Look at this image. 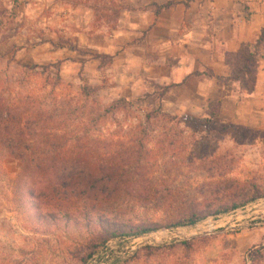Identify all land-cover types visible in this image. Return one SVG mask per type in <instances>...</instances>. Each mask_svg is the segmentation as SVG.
<instances>
[{"label":"rangeland","instance_id":"rangeland-1","mask_svg":"<svg viewBox=\"0 0 264 264\" xmlns=\"http://www.w3.org/2000/svg\"><path fill=\"white\" fill-rule=\"evenodd\" d=\"M65 2L30 0V20L20 24L1 11L0 96L22 119L35 120L22 125L24 154L37 148L46 163L80 159L96 165L97 178L111 164L110 174L123 184L102 182L105 194L91 191L81 199L45 198L38 189L48 174L30 177L22 161L0 158V264H81L100 247L94 238L101 216L131 227L164 226L187 217L188 208L215 212L264 196V127L212 120L214 106L200 117L163 113L171 119L146 121L162 88L156 92L148 81L147 93L135 94L127 85L138 79L140 62L125 70L122 57L103 53L122 0ZM19 27L30 33L12 43ZM44 43L66 49L61 62L48 63L47 53L35 49ZM32 67L34 73L24 72ZM85 87L92 89L88 98ZM116 87L125 89L124 98H116ZM118 100L124 103L104 115ZM58 146L59 154L50 151ZM215 232L143 250L121 264H264V227Z\"/></svg>","mask_w":264,"mask_h":264},{"label":"crops","instance_id":"crops-1","mask_svg":"<svg viewBox=\"0 0 264 264\" xmlns=\"http://www.w3.org/2000/svg\"><path fill=\"white\" fill-rule=\"evenodd\" d=\"M168 2L174 6L156 16L154 6ZM122 4L125 7L103 53L114 60L122 57L125 70L140 62L138 79L127 85L135 94L147 93L149 81L156 92L167 88L160 101L155 92L148 91L152 99L157 98L156 109L160 105L164 114L200 117L216 105L217 117L212 120L247 128L264 127V50L260 51L251 95L240 92L237 83L219 84L196 77L206 70L217 77L229 76L224 55L257 40L264 27V0H122ZM5 9L14 22L30 20V0H0V21L5 20L1 12ZM29 33L27 28H14L11 42L17 43L16 38ZM35 49L47 53L48 63L61 62L60 53L66 51L54 49L50 43ZM113 90L116 98L125 97L124 88Z\"/></svg>","mask_w":264,"mask_h":264},{"label":"trees","instance_id":"trees-1","mask_svg":"<svg viewBox=\"0 0 264 264\" xmlns=\"http://www.w3.org/2000/svg\"><path fill=\"white\" fill-rule=\"evenodd\" d=\"M186 5V4H185ZM174 6V3L168 2L163 6H154L155 15L157 16L160 11L163 9H168ZM52 47H57L52 45ZM58 48V47H57ZM59 49V48H58ZM264 50V27L260 31V34L257 40L253 44H242L238 50L234 53L225 54L224 55V64L229 69L228 77H217L211 71L206 70L203 74H196L198 78H204L209 80H215L219 84L226 83H237L240 92L251 95L254 91L255 81H256V73L258 69V62L260 59V51ZM50 67L39 68L44 73ZM36 67L29 68L24 70L25 73H34ZM54 70L58 73V68L54 67ZM56 81H59V76L55 77ZM59 86L58 83H55L52 89H56ZM91 90L89 87H85L82 89V94L85 98H88L91 95ZM167 92V88H162L161 94L158 96L159 101ZM124 103L122 100H118L114 102L111 108L103 110L104 115L110 113L112 109L119 108V104ZM9 101H5L2 96H0V158H11L16 159L18 161H22V165L24 170H30V177L34 175H40L41 177H45V174L50 176L49 181L47 182L43 180V183L39 185L38 195L45 198H57L63 201H69L70 199H78V198H86L89 196L91 191H99L101 194H105L107 191L106 184H102L99 188V184L102 182H112L114 184H123L121 179L116 180L110 173L114 171V167L111 164L106 165L107 168L104 171L103 175H99L100 177L93 175L92 168H96V165H91L82 161L80 159L75 160H64L58 163H46L44 160L45 155L42 150L34 148L30 149V159L26 156L29 154H24L28 152V148L22 146L19 143V139L25 136L27 128H24L22 125L29 124L32 127V123L35 121L33 118H24L21 117V112ZM215 108V112L209 115L210 119H214L217 117L218 106L212 105ZM162 116L167 119H171L170 116L164 115L160 110V105H158L156 111L153 114H148L145 118L146 121H149L152 116ZM29 135V134H27ZM33 135V132L30 131V136ZM65 144V143H64ZM67 145L65 144L64 148ZM50 149L53 153L59 154L61 152L62 146H58L59 150ZM35 156L33 159L32 157ZM35 158L40 160H36ZM102 173V172H101ZM33 195V194H32ZM28 196L29 200H33V196ZM264 198V196H256L249 201L242 202L239 204L233 203L230 208L211 212L209 210L204 211H194L192 208H188L186 210L187 217L179 219L175 223H171L164 226H154V225H144L139 227H131L125 226L121 224H117L115 222L109 223L107 219L103 216L96 220V223L99 224L98 234L94 238L97 243H100V247L93 246L96 249L93 252L88 253L81 260V264H88V262L95 256L100 250L104 249L106 244L113 240L128 238L139 236L142 234L154 232L160 229H169V228H177V227H186L192 226L200 221L205 220L208 217H215L221 214L229 213L237 208L243 207L257 199ZM27 199V198H26ZM192 241V240H191ZM191 241H186L181 243L184 245L185 243H189ZM180 245V244H179ZM172 246V245H171ZM166 246V247H171ZM174 246V245H173ZM156 247H144L139 249L131 258L127 261L133 260L139 252L143 250L152 251L151 249ZM126 261V262H127Z\"/></svg>","mask_w":264,"mask_h":264},{"label":"built area","instance_id":"built-area-1","mask_svg":"<svg viewBox=\"0 0 264 264\" xmlns=\"http://www.w3.org/2000/svg\"><path fill=\"white\" fill-rule=\"evenodd\" d=\"M212 225L213 230L207 229ZM264 227V198L257 199L229 213L208 217L192 226L160 229L139 236L110 241L88 264H121L131 258L139 249L155 247L169 243L186 242L199 236H207L215 231H228L246 228ZM202 231H199L200 229ZM195 233L194 235H191ZM216 233V232H215ZM157 238V239H156Z\"/></svg>","mask_w":264,"mask_h":264},{"label":"bare ground","instance_id":"bare-ground-1","mask_svg":"<svg viewBox=\"0 0 264 264\" xmlns=\"http://www.w3.org/2000/svg\"><path fill=\"white\" fill-rule=\"evenodd\" d=\"M207 229L209 230V231H211V230H213V227H212V225H208L207 226ZM203 229L201 228L199 231H202ZM195 233H192L191 235H194ZM157 239V238H156Z\"/></svg>","mask_w":264,"mask_h":264}]
</instances>
